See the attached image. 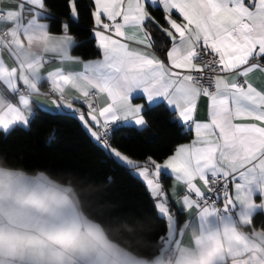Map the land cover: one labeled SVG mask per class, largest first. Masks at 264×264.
I'll return each instance as SVG.
<instances>
[{"label":"snow or ice","instance_id":"1","mask_svg":"<svg viewBox=\"0 0 264 264\" xmlns=\"http://www.w3.org/2000/svg\"><path fill=\"white\" fill-rule=\"evenodd\" d=\"M63 3L53 33L48 0H0V134L29 127L33 104L68 111L143 183L164 227L145 250L87 209L70 181L0 162V264H264V0ZM82 13L99 59L71 55ZM49 53L83 71L43 72ZM155 106L194 138L160 160L112 147L118 125L150 129Z\"/></svg>","mask_w":264,"mask_h":264},{"label":"trees","instance_id":"2","mask_svg":"<svg viewBox=\"0 0 264 264\" xmlns=\"http://www.w3.org/2000/svg\"><path fill=\"white\" fill-rule=\"evenodd\" d=\"M48 6L51 31L58 33L60 21L66 19L63 0H48ZM90 26L87 14L82 13L79 24L71 29L78 45L72 49V56L83 60L99 57L88 31ZM34 110L29 127L0 134V162L7 161L29 174L44 171L57 180L70 181L85 207L98 218L122 225L145 250L154 248L164 225L157 218L143 183L114 162L73 115L41 111L37 107ZM147 118L151 128L142 132L134 127L117 126L109 138L112 147L134 159L143 160L152 155L160 160L175 146L191 139V132L172 121L162 106H155ZM162 179L167 186L169 178ZM173 211L177 210L173 207ZM179 220L184 221L183 215H179ZM261 221L264 216H257L258 225Z\"/></svg>","mask_w":264,"mask_h":264},{"label":"crops","instance_id":"3","mask_svg":"<svg viewBox=\"0 0 264 264\" xmlns=\"http://www.w3.org/2000/svg\"><path fill=\"white\" fill-rule=\"evenodd\" d=\"M7 2H8V0H4V3H7ZM49 55L50 56H53V59H52V62L51 63L46 64L45 67H44V69H42V71L45 72V73L46 72H49V71H55L57 68L62 69L66 73H69V72L75 73V72L83 71V67H82L81 64L71 63V62H63L62 63V62H60V61H58L57 59L54 58V54L49 53ZM99 58H100V56L97 57V58H95V59H99ZM91 60H93V59H91ZM262 82H264V81H262V79L260 77H256V83L258 85L261 84ZM47 90H48V85H47V83H45L44 84V91H47ZM65 95L68 96L69 98H71L72 96L77 95V93L75 92L74 89H71V87L69 86L66 89ZM37 99L40 100L41 102H44L46 104L51 105V101H50V99L48 97L40 96V97H37ZM101 103H103V100H101ZM76 107H81V106L80 105H76ZM35 108H36V105L33 104V109H35ZM45 111H48V110H45ZM48 112H52V113H68V114H71V113H69L66 110L57 111L54 107L52 108V110H50ZM197 119L202 120V121L207 119V101L204 98H202L200 100V102H199L198 112H197ZM19 128L26 129L24 127H19ZM191 134H192L191 139H193L194 138L193 137V133L191 132ZM191 139L188 142H186V143H189L191 141ZM183 144H185V143H183ZM171 184H172V180L169 178V184L168 185H171ZM183 217H184V220H185L186 216L183 215ZM189 247H190V245H189Z\"/></svg>","mask_w":264,"mask_h":264},{"label":"built area","instance_id":"4","mask_svg":"<svg viewBox=\"0 0 264 264\" xmlns=\"http://www.w3.org/2000/svg\"><path fill=\"white\" fill-rule=\"evenodd\" d=\"M118 126H119V125H118ZM116 127H117V126H116ZM116 127H115V128H116Z\"/></svg>","mask_w":264,"mask_h":264}]
</instances>
